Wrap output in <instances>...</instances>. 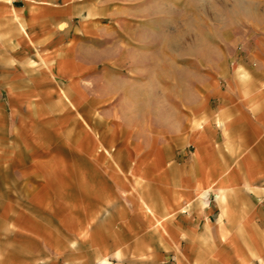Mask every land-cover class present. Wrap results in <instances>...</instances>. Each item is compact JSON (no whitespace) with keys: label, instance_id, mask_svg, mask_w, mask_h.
<instances>
[{"label":"crops","instance_id":"obj_1","mask_svg":"<svg viewBox=\"0 0 264 264\" xmlns=\"http://www.w3.org/2000/svg\"><path fill=\"white\" fill-rule=\"evenodd\" d=\"M109 2L0 0V264H264V23L177 124Z\"/></svg>","mask_w":264,"mask_h":264},{"label":"rangeland","instance_id":"obj_2","mask_svg":"<svg viewBox=\"0 0 264 264\" xmlns=\"http://www.w3.org/2000/svg\"><path fill=\"white\" fill-rule=\"evenodd\" d=\"M110 1L113 11L119 9L122 22L113 33L137 43L142 56L137 65L144 71L145 89L155 97L152 86L157 75L161 117L174 112L177 124L188 112L193 124L200 123L204 103L214 106L204 98L205 86L213 72L223 69L222 59L231 52L226 42L243 29L264 23V0ZM172 94L174 110L167 107Z\"/></svg>","mask_w":264,"mask_h":264}]
</instances>
